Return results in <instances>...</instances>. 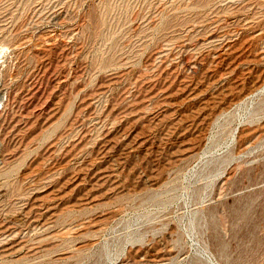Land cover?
Masks as SVG:
<instances>
[{
  "label": "rangeland",
  "instance_id": "1",
  "mask_svg": "<svg viewBox=\"0 0 264 264\" xmlns=\"http://www.w3.org/2000/svg\"><path fill=\"white\" fill-rule=\"evenodd\" d=\"M0 264H264V0H0Z\"/></svg>",
  "mask_w": 264,
  "mask_h": 264
},
{
  "label": "bare ground",
  "instance_id": "2",
  "mask_svg": "<svg viewBox=\"0 0 264 264\" xmlns=\"http://www.w3.org/2000/svg\"><path fill=\"white\" fill-rule=\"evenodd\" d=\"M189 64V63H188Z\"/></svg>",
  "mask_w": 264,
  "mask_h": 264
}]
</instances>
